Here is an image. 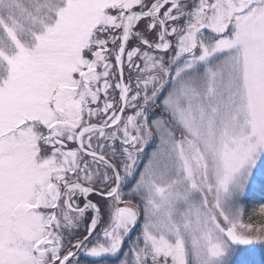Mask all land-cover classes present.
Masks as SVG:
<instances>
[{"label":"snow or ice","instance_id":"1","mask_svg":"<svg viewBox=\"0 0 264 264\" xmlns=\"http://www.w3.org/2000/svg\"><path fill=\"white\" fill-rule=\"evenodd\" d=\"M0 264H264V0H0Z\"/></svg>","mask_w":264,"mask_h":264}]
</instances>
